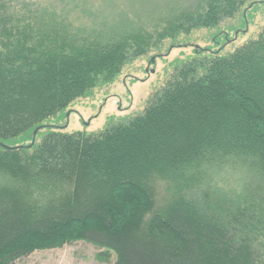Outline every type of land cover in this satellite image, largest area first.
Wrapping results in <instances>:
<instances>
[{
  "label": "trees",
  "instance_id": "trees-1",
  "mask_svg": "<svg viewBox=\"0 0 264 264\" xmlns=\"http://www.w3.org/2000/svg\"><path fill=\"white\" fill-rule=\"evenodd\" d=\"M259 6L196 0L98 30L0 0V264L77 241L104 264H264V24L226 52L221 28ZM198 29L217 30V48L169 62L133 116L90 133L47 125ZM232 168L242 176L221 187Z\"/></svg>",
  "mask_w": 264,
  "mask_h": 264
},
{
  "label": "rangeland",
  "instance_id": "rangeland-1",
  "mask_svg": "<svg viewBox=\"0 0 264 264\" xmlns=\"http://www.w3.org/2000/svg\"><path fill=\"white\" fill-rule=\"evenodd\" d=\"M195 1L14 0V3L19 6L27 3L38 8H46L57 13L73 27L90 29L96 27L95 29L99 30L103 24L115 26L122 22H125L124 24L142 22L152 26L162 19H170L176 11L175 8L191 7ZM250 13L251 16L245 25L239 15L221 23V28L225 31L226 28L231 27L228 35L229 39H232L222 52L229 51L256 36L264 24V6H259L256 11ZM216 32L217 30L198 29L188 35H182L178 43L164 42L161 52L135 60L123 69L114 83L94 89L88 98L72 104L62 120L50 119L47 125L59 123V126L64 127L62 131L90 133L102 129L112 117L118 120L133 116L137 111L142 110L149 92L164 80V69L168 63L176 58L191 55L194 49H216L212 42ZM157 54L162 57L156 59L155 66L148 65L150 57ZM146 69L149 71L146 72ZM151 69H154L153 73L150 72ZM232 170L233 173L229 172V175L224 173L223 179L219 180L221 187L233 186L235 179L242 176L240 172H236V169L232 168ZM3 181L0 176V184ZM159 196L158 203H164L163 195ZM96 253L97 249L93 245L77 241L61 248L35 251L18 264H104L96 260Z\"/></svg>",
  "mask_w": 264,
  "mask_h": 264
},
{
  "label": "water",
  "instance_id": "water-1",
  "mask_svg": "<svg viewBox=\"0 0 264 264\" xmlns=\"http://www.w3.org/2000/svg\"><path fill=\"white\" fill-rule=\"evenodd\" d=\"M170 49H171V48H170ZM169 51H170V50H169ZM155 60H156V57H155V56H152L151 59H150V61H149V63H148V65H150V64H154V63H155ZM148 71H149V69H146V72H148ZM150 72L153 73V72H154V69H151ZM39 129H40V127H37V128L33 131V140H34L35 135H36V133H37V131H38ZM0 145H2L3 147H6V148H7L6 145H3V144H0Z\"/></svg>",
  "mask_w": 264,
  "mask_h": 264
}]
</instances>
